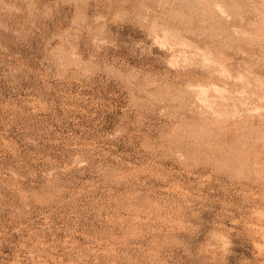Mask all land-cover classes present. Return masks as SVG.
Returning a JSON list of instances; mask_svg holds the SVG:
<instances>
[{
  "label": "rangeland",
  "instance_id": "obj_1",
  "mask_svg": "<svg viewBox=\"0 0 264 264\" xmlns=\"http://www.w3.org/2000/svg\"><path fill=\"white\" fill-rule=\"evenodd\" d=\"M0 264H264V0H0Z\"/></svg>",
  "mask_w": 264,
  "mask_h": 264
},
{
  "label": "bare ground",
  "instance_id": "obj_2",
  "mask_svg": "<svg viewBox=\"0 0 264 264\" xmlns=\"http://www.w3.org/2000/svg\"><path fill=\"white\" fill-rule=\"evenodd\" d=\"M205 1V0H204ZM201 2H202V0H201ZM216 3V2H215ZM207 4V3H206ZM203 5V4H202ZM217 7V6H216ZM199 9V8H198ZM217 10H218V8H217ZM243 10V9H242ZM245 10V9H244ZM256 10V9H255ZM254 10V11H255ZM204 11V10H203ZM240 11V10H239ZM249 11V10H248ZM260 12V11H259ZM243 13V12H242ZM245 13H247V12H245ZM250 13H252V12H250ZM255 13V12H254ZM241 14V13H240ZM221 17V16H220ZM258 19V18H257ZM257 21V20H256ZM252 23V22H251Z\"/></svg>",
  "mask_w": 264,
  "mask_h": 264
},
{
  "label": "clouds",
  "instance_id": "obj_3",
  "mask_svg": "<svg viewBox=\"0 0 264 264\" xmlns=\"http://www.w3.org/2000/svg\"><path fill=\"white\" fill-rule=\"evenodd\" d=\"M193 227V226H192Z\"/></svg>",
  "mask_w": 264,
  "mask_h": 264
}]
</instances>
